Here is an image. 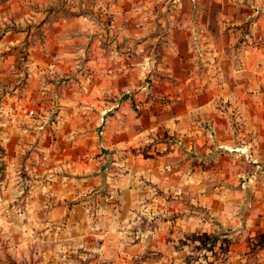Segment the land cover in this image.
Segmentation results:
<instances>
[{
    "label": "crops",
    "instance_id": "crops-1",
    "mask_svg": "<svg viewBox=\"0 0 264 264\" xmlns=\"http://www.w3.org/2000/svg\"><path fill=\"white\" fill-rule=\"evenodd\" d=\"M43 154L19 218L17 173ZM234 195L263 228L264 0H0V249L13 264H201L213 218L242 208Z\"/></svg>",
    "mask_w": 264,
    "mask_h": 264
},
{
    "label": "rangeland",
    "instance_id": "rangeland-1",
    "mask_svg": "<svg viewBox=\"0 0 264 264\" xmlns=\"http://www.w3.org/2000/svg\"><path fill=\"white\" fill-rule=\"evenodd\" d=\"M250 198L251 197L236 198L235 195L234 197H230L229 202L232 206L242 204V208L235 207L232 208V210L230 211L231 213H226V216L224 218L225 224L219 222L222 221L220 219V216H215L213 218V221L215 223V241H213L212 246L209 245L210 247H207L211 258H209L210 260H204V262H202L201 264H243L242 260L239 257H235L234 254H230L232 251L234 253L238 252V254L242 253L243 251H249V257L247 258L245 264H264V260H261V257H258L256 254H254L264 250V227L262 228L259 225L258 228L255 229L254 227L246 226V224L243 223L244 219L253 214L249 211V206L247 207V204H249L250 202L254 203L252 199L250 201ZM218 202H221V200H219ZM202 203L203 202L198 201V205H201ZM199 209H203L202 206H200ZM239 216H242L240 218L241 221L237 220L236 224H234V219ZM198 217L204 220L208 219L206 212L199 211ZM256 218H259V222L263 221L264 223V209L260 212L259 217L257 214ZM258 234L260 237H263L260 238ZM238 241L247 244L244 248L236 249V243ZM202 245L206 247L205 243H203ZM9 249L10 248L8 244H1L0 264H13V261L9 258Z\"/></svg>",
    "mask_w": 264,
    "mask_h": 264
},
{
    "label": "built area",
    "instance_id": "built-area-1",
    "mask_svg": "<svg viewBox=\"0 0 264 264\" xmlns=\"http://www.w3.org/2000/svg\"><path fill=\"white\" fill-rule=\"evenodd\" d=\"M14 110L17 111L20 115L25 117L33 127L37 126L39 130L44 129V125L41 123L43 116L36 110L28 108L26 105L19 104L17 105ZM11 123H15V118H10ZM99 134H102V130L99 131ZM49 147H53V142L50 143ZM49 160L48 156L45 154L42 155L39 164H34L28 169H24L23 171H19L17 173V176H19V187L20 191L18 192L19 196L16 197V199L13 200V202L10 205V210L13 211V213L19 217L24 218L26 215V199L31 194V189L29 187V184L32 183L34 179H36L37 171L39 166H44L46 162ZM105 163V158H100V164ZM3 194L7 193V188H3V191H1ZM118 194V191H109L106 196V201L109 203H114V200ZM86 213L89 215H93L94 209L92 206H88L86 208ZM61 226H57L58 230H61Z\"/></svg>",
    "mask_w": 264,
    "mask_h": 264
}]
</instances>
